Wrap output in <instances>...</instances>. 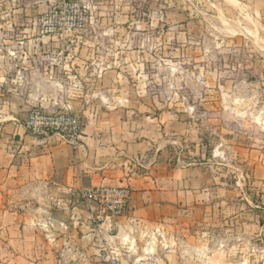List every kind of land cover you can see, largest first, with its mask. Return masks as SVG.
<instances>
[{
	"label": "crops",
	"instance_id": "obj_1",
	"mask_svg": "<svg viewBox=\"0 0 264 264\" xmlns=\"http://www.w3.org/2000/svg\"><path fill=\"white\" fill-rule=\"evenodd\" d=\"M235 2L264 21V0ZM34 43L51 65L35 77L96 76L94 41ZM62 88L33 86L0 122V264H110L114 254L124 264H262L250 255L264 254V148L246 150L252 178L246 173L235 185L221 183L201 164L173 168L163 157L156 134L187 132L174 116L137 119L131 108H80L60 97L73 88ZM66 106L84 121L78 149L26 132L30 109ZM99 187L132 194L125 215L106 228L95 221L98 208L81 198Z\"/></svg>",
	"mask_w": 264,
	"mask_h": 264
},
{
	"label": "rangeland",
	"instance_id": "obj_2",
	"mask_svg": "<svg viewBox=\"0 0 264 264\" xmlns=\"http://www.w3.org/2000/svg\"><path fill=\"white\" fill-rule=\"evenodd\" d=\"M235 1L74 0L88 22L70 38L94 41L96 76L46 79L33 75L51 66L34 42L47 38L38 21L53 1L0 0V122L33 86L59 82L80 108L174 116L185 135L156 134L173 168L201 164L231 185L252 178L246 150L264 148V21Z\"/></svg>",
	"mask_w": 264,
	"mask_h": 264
},
{
	"label": "built area",
	"instance_id": "obj_3",
	"mask_svg": "<svg viewBox=\"0 0 264 264\" xmlns=\"http://www.w3.org/2000/svg\"><path fill=\"white\" fill-rule=\"evenodd\" d=\"M51 1V0H49ZM48 9L41 14L38 25L41 33L49 39L70 40V36L83 32L88 19L77 16L74 0H52ZM26 132L35 138L56 136L78 149L83 142L84 121L70 107L58 112H46L33 108L24 123ZM131 191L127 187H99L81 193V198L93 208H98L96 223L101 228L115 219L123 217L131 200ZM110 264H124L120 255L114 254Z\"/></svg>",
	"mask_w": 264,
	"mask_h": 264
},
{
	"label": "bare ground",
	"instance_id": "obj_4",
	"mask_svg": "<svg viewBox=\"0 0 264 264\" xmlns=\"http://www.w3.org/2000/svg\"><path fill=\"white\" fill-rule=\"evenodd\" d=\"M229 3V2H228ZM231 3V2H230ZM238 4V3H237ZM231 5H232V3H231ZM234 5H236V3L234 4ZM239 5V4H238ZM235 7V6H234Z\"/></svg>",
	"mask_w": 264,
	"mask_h": 264
},
{
	"label": "water",
	"instance_id": "obj_5",
	"mask_svg": "<svg viewBox=\"0 0 264 264\" xmlns=\"http://www.w3.org/2000/svg\"><path fill=\"white\" fill-rule=\"evenodd\" d=\"M38 1H43V0H38Z\"/></svg>",
	"mask_w": 264,
	"mask_h": 264
}]
</instances>
